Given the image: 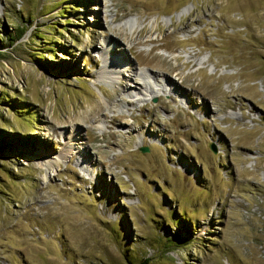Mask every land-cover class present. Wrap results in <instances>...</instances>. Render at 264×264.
Returning <instances> with one entry per match:
<instances>
[{
    "label": "rangeland",
    "instance_id": "374dc122",
    "mask_svg": "<svg viewBox=\"0 0 264 264\" xmlns=\"http://www.w3.org/2000/svg\"><path fill=\"white\" fill-rule=\"evenodd\" d=\"M261 82L264 0H0V264H264Z\"/></svg>",
    "mask_w": 264,
    "mask_h": 264
},
{
    "label": "bare ground",
    "instance_id": "6f19581e",
    "mask_svg": "<svg viewBox=\"0 0 264 264\" xmlns=\"http://www.w3.org/2000/svg\"><path fill=\"white\" fill-rule=\"evenodd\" d=\"M121 56H123V57H121L122 58L121 60L124 61V62H126V57L123 54H121ZM112 64H113V62H112ZM118 71L119 72L121 71V68L120 67H118ZM137 86L138 85L136 84V85H134V86L131 87L130 84L129 85L126 84V87H124V90L125 89H128V90H139L142 93H143V91H148L146 89L140 90V88L138 89L139 86L138 87ZM261 86H263V89H264V83L263 82H261ZM261 91H264V90H261ZM150 95H152V92H150ZM146 97H148V95ZM104 99H105V104L106 105H110V104L107 103V98L105 97ZM78 136H79V133L76 131L74 133L73 137H72V140H74V141L77 140V137ZM65 154H66L65 151L64 152H61L58 155V157L56 158V161H57V159L60 160V161L63 160ZM34 155H36V156L34 157ZM34 155H30L29 154L30 157H34V161L37 164V166L44 171V174L45 175L43 176V179L44 180H47L51 176V173L53 172L54 168L57 166V163L55 161L54 162L53 161L51 162V161L46 160L45 157L47 156V154H43L41 152H39V153L36 152Z\"/></svg>",
    "mask_w": 264,
    "mask_h": 264
},
{
    "label": "trees",
    "instance_id": "16d2710c",
    "mask_svg": "<svg viewBox=\"0 0 264 264\" xmlns=\"http://www.w3.org/2000/svg\"><path fill=\"white\" fill-rule=\"evenodd\" d=\"M20 31V30H19ZM23 34V32H19L18 33V36L21 37V35ZM37 59H42L40 58L39 56L36 57ZM5 143H2V146L4 145ZM1 165V164H0ZM1 167V166H0ZM177 242V241H176ZM172 243H175V241H172ZM141 264H147V261L145 260V262L141 263Z\"/></svg>",
    "mask_w": 264,
    "mask_h": 264
},
{
    "label": "water",
    "instance_id": "95a60500",
    "mask_svg": "<svg viewBox=\"0 0 264 264\" xmlns=\"http://www.w3.org/2000/svg\"><path fill=\"white\" fill-rule=\"evenodd\" d=\"M146 150H147V148H146V147H143V148H142V151H146Z\"/></svg>",
    "mask_w": 264,
    "mask_h": 264
}]
</instances>
